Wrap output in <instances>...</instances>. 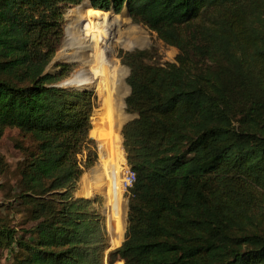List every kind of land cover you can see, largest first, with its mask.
Masks as SVG:
<instances>
[{
  "label": "trees",
  "instance_id": "1",
  "mask_svg": "<svg viewBox=\"0 0 264 264\" xmlns=\"http://www.w3.org/2000/svg\"><path fill=\"white\" fill-rule=\"evenodd\" d=\"M82 1L0 0V139L17 130L22 156L12 202L0 205V251L12 264H264V0H90L72 10L104 22L125 9L178 51L161 65L146 52L120 55L136 117L118 140L136 181L113 250L94 202L75 196L96 160L90 136L100 152L92 93L63 87L85 72L53 87L63 71L45 74L64 9ZM89 43L81 54L90 47L99 60V37ZM117 73L124 86L126 70Z\"/></svg>",
  "mask_w": 264,
  "mask_h": 264
},
{
  "label": "rangeland",
  "instance_id": "2",
  "mask_svg": "<svg viewBox=\"0 0 264 264\" xmlns=\"http://www.w3.org/2000/svg\"><path fill=\"white\" fill-rule=\"evenodd\" d=\"M87 3L90 4V0H83L79 5L69 6L64 9L61 20V41L53 59L45 69V74L59 75L63 71L64 75L58 81L48 85L49 87H53L54 85L61 84L65 79L69 78L79 70L85 72L84 76L76 77L65 82L63 87H65V89L88 91L92 93L94 101V114L92 116V122L95 118H97L98 124L95 127V131L100 130L99 141L101 146L102 141H104L101 134L103 124L102 121L104 122L107 113H109L108 110L110 107L107 94L111 92L112 94H115V89H118L117 85L122 87V93L120 94L121 98H119L120 105L117 110L119 115L122 117L120 122L122 123L124 121L121 129L123 125L136 117L135 114H131L126 111L125 100L130 93V88L126 82L129 75V68L122 63L120 55L134 51L146 52L147 55L145 63L161 65L165 62H174L178 51L173 47L165 45L157 38L155 33L151 32L145 26L132 22L125 9H123L119 15L114 14L111 10L108 16H105L107 19L104 21L106 22L105 24H100V21L93 17L94 14L92 12L82 10L72 11L83 7V5H87ZM65 18L67 22V30L66 28L64 29ZM81 31L84 32L86 39L85 36L83 38ZM92 34L97 35L100 40L98 48L99 60H93V48L91 50V48L88 47L86 57H84L85 54H81L80 51L81 48L79 46L81 44H84L83 46H87V43H89V37H91ZM118 42L123 44L121 45ZM68 43H73L74 46L66 50L62 56H58L61 49ZM88 45L97 46V43L90 42ZM119 66L126 70L124 86L117 73ZM20 138L21 137L19 136L17 130L8 129L0 139V160L2 165L0 166V205H7L12 202L9 198H11L15 184L19 179L16 174V167L21 161L22 156L21 153L15 149L14 141L20 140ZM90 138L94 141L96 160L91 167H84L83 165L82 176L77 184L75 196L78 198L89 199L94 202L96 210L104 218L105 228L110 243V250H113L118 248L124 239L130 193H126L121 202L119 211L120 220L117 224V236L122 240L119 245H116L109 233V206L107 201L111 189L117 188L121 190L120 179L116 182V184H114L115 186L111 184L107 185L106 180H95L97 176L94 175H99L100 179L103 176L99 165L101 162L98 153V140L96 138H92L91 136ZM119 143L121 144V141ZM104 158H111L108 152L105 154ZM120 177L121 176H119V178ZM81 190L87 196L81 194ZM15 213L16 210H11L8 213L10 216L9 219L10 221L19 222V216ZM106 262L105 264H107ZM0 264H12V256L8 255L5 251H0ZM113 264H123V261L117 260Z\"/></svg>",
  "mask_w": 264,
  "mask_h": 264
},
{
  "label": "bare ground",
  "instance_id": "3",
  "mask_svg": "<svg viewBox=\"0 0 264 264\" xmlns=\"http://www.w3.org/2000/svg\"><path fill=\"white\" fill-rule=\"evenodd\" d=\"M100 24H105L106 22H99ZM118 89H115V94L108 93V102H109V113H107V116L105 117L104 122L102 121V138L104 141H102V144L100 146V170L102 174V178L100 179L99 175L97 176L95 180H106L107 185L111 184L114 185L116 182L120 179L119 171H120V164L124 163L125 159L122 157V151L120 147V143L118 142V131H119V123L121 124V115L117 112L119 108V98L120 94L122 93V87L118 86ZM110 146H108V145ZM109 153L110 159H106L105 154ZM115 186V185H114ZM108 189V186H107ZM123 200V192L119 189H111V192L108 196V221H109V233L112 237L113 242L116 245H119L121 243V240L117 236L118 227L117 224L120 220V207L121 202Z\"/></svg>",
  "mask_w": 264,
  "mask_h": 264
},
{
  "label": "built area",
  "instance_id": "4",
  "mask_svg": "<svg viewBox=\"0 0 264 264\" xmlns=\"http://www.w3.org/2000/svg\"><path fill=\"white\" fill-rule=\"evenodd\" d=\"M121 136V135H120ZM121 151H122V157L125 159V152L122 146V139H121ZM98 153H99V147H98ZM100 156V154H99ZM120 188L123 192V197L126 193H129V191L132 189L135 181H136V177H135V173L128 167L126 159L124 161V163L120 164Z\"/></svg>",
  "mask_w": 264,
  "mask_h": 264
}]
</instances>
